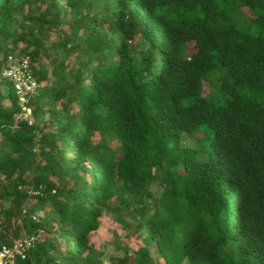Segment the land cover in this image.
Masks as SVG:
<instances>
[{"label":"trees","instance_id":"16d2710c","mask_svg":"<svg viewBox=\"0 0 264 264\" xmlns=\"http://www.w3.org/2000/svg\"><path fill=\"white\" fill-rule=\"evenodd\" d=\"M105 210L141 243L112 264H264V0H0V245L103 264Z\"/></svg>","mask_w":264,"mask_h":264},{"label":"built area","instance_id":"2783aa9c","mask_svg":"<svg viewBox=\"0 0 264 264\" xmlns=\"http://www.w3.org/2000/svg\"><path fill=\"white\" fill-rule=\"evenodd\" d=\"M3 76L9 79L18 96L19 106L21 108L20 118L29 124L34 122L31 100L35 97L40 86L37 81L29 56L11 57L3 69ZM40 190H30L31 195L40 194ZM36 219V216H33ZM44 230L39 229L37 232L25 235L12 245H0V264H19L20 259H25L28 252L34 247L38 238Z\"/></svg>","mask_w":264,"mask_h":264},{"label":"rangeland","instance_id":"374dc122","mask_svg":"<svg viewBox=\"0 0 264 264\" xmlns=\"http://www.w3.org/2000/svg\"><path fill=\"white\" fill-rule=\"evenodd\" d=\"M5 82L7 84L9 80L5 79ZM185 141L189 145L195 144L194 140L187 136ZM28 207V205L25 206V208ZM127 220H130V217L105 210L99 229L92 233V242L102 252L103 264H112L116 259L124 257L127 252L132 253L141 245L136 232L128 225ZM0 221H2L1 218ZM25 235H27L25 228L22 227L15 242Z\"/></svg>","mask_w":264,"mask_h":264}]
</instances>
